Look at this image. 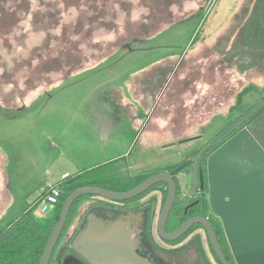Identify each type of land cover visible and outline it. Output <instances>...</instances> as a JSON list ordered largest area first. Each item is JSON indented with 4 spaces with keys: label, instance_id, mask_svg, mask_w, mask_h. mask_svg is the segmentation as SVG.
Instances as JSON below:
<instances>
[{
    "label": "rangeland",
    "instance_id": "obj_1",
    "mask_svg": "<svg viewBox=\"0 0 264 264\" xmlns=\"http://www.w3.org/2000/svg\"><path fill=\"white\" fill-rule=\"evenodd\" d=\"M5 2L0 232L26 211L46 227L41 198L63 175L117 188L191 162L174 209L201 205L194 159L264 110V0Z\"/></svg>",
    "mask_w": 264,
    "mask_h": 264
},
{
    "label": "crops",
    "instance_id": "obj_2",
    "mask_svg": "<svg viewBox=\"0 0 264 264\" xmlns=\"http://www.w3.org/2000/svg\"><path fill=\"white\" fill-rule=\"evenodd\" d=\"M253 114L207 155L205 189L198 184L206 208L190 212V217L210 215L219 224L230 264H264V110ZM159 208L157 204V212ZM167 249L176 251L174 256L165 255L175 258L171 264H216L200 229ZM152 258L160 264L154 253Z\"/></svg>",
    "mask_w": 264,
    "mask_h": 264
},
{
    "label": "water",
    "instance_id": "obj_3",
    "mask_svg": "<svg viewBox=\"0 0 264 264\" xmlns=\"http://www.w3.org/2000/svg\"><path fill=\"white\" fill-rule=\"evenodd\" d=\"M193 140V139H192ZM191 162L176 167L168 173L151 175L136 187L124 191L113 192L96 186H83L70 193L62 204L58 219L52 228L41 252L38 264H49L53 251L65 227L70 209L75 201L82 197H97L109 202L121 203L135 199L145 194L152 187L163 184L166 187V195L156 219L155 232L159 239L167 243H173L186 235L191 228L199 226L203 231L211 253L219 264H230L223 253L215 232L203 216H192L186 219L177 229L167 232L166 223L172 207L176 203L177 187L174 177L190 166ZM194 176L198 175L200 185L203 181L202 164L198 155L194 161ZM195 204L184 209V215ZM89 216L87 226L80 230L74 237L71 248L88 264H150L148 260L138 256L134 246L128 239V235L117 223L103 224ZM94 222V224H92ZM63 264H80L74 259H66Z\"/></svg>",
    "mask_w": 264,
    "mask_h": 264
},
{
    "label": "flooded vegetation",
    "instance_id": "obj_4",
    "mask_svg": "<svg viewBox=\"0 0 264 264\" xmlns=\"http://www.w3.org/2000/svg\"><path fill=\"white\" fill-rule=\"evenodd\" d=\"M145 175H148V173L143 172L139 174V176L136 178V181L137 179L142 178ZM136 181L133 180L130 183H126L123 186H118L117 188L108 185L107 182V184H100L99 188H103L113 192H124L132 189H127V187L135 183ZM162 195L163 189L161 187V184H158L149 189L145 194L127 202L115 203L97 197H82L78 199L74 202L70 209L67 222L56 244L49 264H63L66 259H74L80 264H88L72 250L71 244L75 235L87 226V219L89 216L93 217L91 219L100 221L105 225H108L110 223H117L118 225H120L124 232L128 235V239L134 246L136 254L148 260L150 264H154L152 258L153 253L148 247V240L150 238L154 240V243H159L164 248L166 247L165 249H167V247L185 237L183 236L173 243H167L158 238L155 232V224L164 201L163 199L165 198L164 197L162 199ZM178 202L179 200L177 195L175 204H177ZM195 203L196 205H194L187 211V215H184V209ZM157 204H159L160 206L158 212L156 210ZM179 206L180 204L172 207L170 216L166 223L167 232H171L177 229L182 224L179 223V221L183 217L188 216L194 207L201 206L203 209V206L200 205L198 201L184 205L181 204V210L179 213L177 212L176 215L179 225L177 224L175 228L170 229L169 224L171 216L175 212L174 207ZM188 218H190V216L187 217V219ZM92 224H94V222H92ZM63 234H66V239H64V237L62 238Z\"/></svg>",
    "mask_w": 264,
    "mask_h": 264
},
{
    "label": "trees",
    "instance_id": "obj_5",
    "mask_svg": "<svg viewBox=\"0 0 264 264\" xmlns=\"http://www.w3.org/2000/svg\"><path fill=\"white\" fill-rule=\"evenodd\" d=\"M7 0H0V17H3L4 15L6 16H13L17 14V9L13 11H7L3 5L7 2ZM5 2V3H4ZM197 36V35H196ZM194 40H196L194 38ZM194 42V41H193ZM244 122V120L239 121L237 124L234 125L233 128H230L226 133H224L223 137L218 140L216 143H214L210 148L208 149L209 152L207 155L215 150L220 144L224 143L227 141L231 136H233L241 127V124ZM198 154V153H197ZM207 155L202 158L200 157V161L202 164V175H203V167H204V162L207 157ZM177 166L170 167L168 169V172L175 169ZM151 174L145 175L142 178L137 179V181L127 187V189L133 188L137 185H139L141 182H143L147 177H150ZM79 179L78 176H75L74 178H69L65 183L62 184V195L59 198V201L56 205L55 208L52 209V217L49 220V223L46 227L38 224L36 220H34L30 214L29 211L24 212L22 215H20L13 223H11L9 226H7L2 232H0V264H38L41 252L43 250L44 244L54 227L62 204L67 198V196L72 193L75 189L83 186H96L99 187L100 184H98L95 181L91 182H77ZM176 187H177V192L176 196L178 195V185L176 182V176L173 178ZM200 185V184H199ZM201 190L203 191L205 189V181L203 178L202 184L200 185ZM164 194L166 195V187ZM165 197V196H164ZM164 200V199H163ZM180 202H178L175 205H179ZM174 205V206H175ZM201 205L203 206V211H205L206 204L204 199L202 198L201 200ZM176 212V211H175ZM205 213V212H204ZM174 215H177V212L174 213ZM205 218L208 220V222L211 224L215 235L217 237L218 243L225 254L227 260L229 261V256L227 254L225 244L223 242V237H222V231L219 226V224L210 216H205ZM187 217H183L179 223H183ZM178 223V225H179ZM194 229H201L199 226H194L193 228L190 229L188 233L193 231ZM187 233V234H188ZM186 234V235H187ZM184 235V236H186ZM210 250V247H209ZM211 252V250H210ZM213 256V254H212ZM214 261L216 264H219L215 257L213 256Z\"/></svg>",
    "mask_w": 264,
    "mask_h": 264
},
{
    "label": "built area",
    "instance_id": "obj_6",
    "mask_svg": "<svg viewBox=\"0 0 264 264\" xmlns=\"http://www.w3.org/2000/svg\"><path fill=\"white\" fill-rule=\"evenodd\" d=\"M69 178L70 177L68 175H63L60 182H63ZM62 192V183H55L51 187H49L46 193L41 198V208L39 210V214H45L48 211L49 207H52V209L55 208L59 201V198L62 195Z\"/></svg>",
    "mask_w": 264,
    "mask_h": 264
}]
</instances>
